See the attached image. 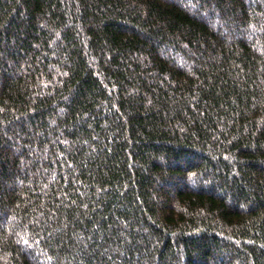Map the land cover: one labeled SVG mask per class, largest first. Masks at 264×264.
Listing matches in <instances>:
<instances>
[{
	"label": "trees",
	"instance_id": "1",
	"mask_svg": "<svg viewBox=\"0 0 264 264\" xmlns=\"http://www.w3.org/2000/svg\"><path fill=\"white\" fill-rule=\"evenodd\" d=\"M0 264H264V0H0Z\"/></svg>",
	"mask_w": 264,
	"mask_h": 264
}]
</instances>
